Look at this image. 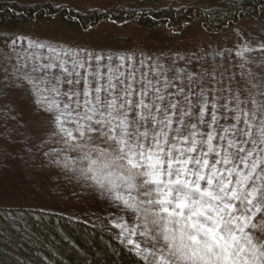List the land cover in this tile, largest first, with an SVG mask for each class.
<instances>
[{
  "label": "snow or ice",
  "instance_id": "obj_1",
  "mask_svg": "<svg viewBox=\"0 0 264 264\" xmlns=\"http://www.w3.org/2000/svg\"><path fill=\"white\" fill-rule=\"evenodd\" d=\"M252 51L264 44L233 67ZM217 56L17 38L0 46V107L24 119L29 151L116 205L143 264H264V91L234 89Z\"/></svg>",
  "mask_w": 264,
  "mask_h": 264
},
{
  "label": "trees",
  "instance_id": "obj_2",
  "mask_svg": "<svg viewBox=\"0 0 264 264\" xmlns=\"http://www.w3.org/2000/svg\"><path fill=\"white\" fill-rule=\"evenodd\" d=\"M114 12H79L54 3L0 0V38L10 39L31 28H67L88 32L102 20H130L150 31L166 28L172 32L196 27L207 35L235 30L237 24L252 20L264 29V0H118ZM32 30V29H31ZM44 167L58 181L53 191L66 195L68 184L42 155ZM76 174H72V182ZM74 178V179H73ZM57 183V182H56ZM71 184V181H70ZM73 187V185L69 186ZM78 197L81 192L74 188ZM0 264H143L142 256L117 236L107 219L91 222L67 213L26 205L0 204Z\"/></svg>",
  "mask_w": 264,
  "mask_h": 264
},
{
  "label": "rangeland",
  "instance_id": "obj_3",
  "mask_svg": "<svg viewBox=\"0 0 264 264\" xmlns=\"http://www.w3.org/2000/svg\"><path fill=\"white\" fill-rule=\"evenodd\" d=\"M20 2L47 1L58 6L73 7L79 12L98 11L111 13L115 11L118 0H17ZM163 3L174 0H162ZM178 3H186L187 0H176ZM105 19L96 28L77 33L67 28H31L28 31H18L15 37L1 39L0 46H10L11 40L19 38L26 44L28 40H44L46 42L59 43L74 48L104 51L106 53H131L139 59L153 60L159 58H183L195 59L205 50L215 54H223V60L216 57L217 64L229 67L236 73L237 80L233 81V88L239 84L247 87L257 98L262 99L260 93L264 91V53L252 51L246 54L251 59L244 69L233 67L243 63L236 56L237 50L242 51L244 45L259 48L264 44V29L252 20H244L237 24L235 30L225 31L220 35H207L196 27L172 32L160 27L145 31L138 28L130 20L109 22ZM243 71L245 79L240 80ZM250 71V75L248 74ZM10 104L0 107V204L12 205L23 203L26 205L40 206L58 210L69 215L86 219L91 222L108 221L114 227L117 236L128 246L125 236L121 235V229L115 227L120 219V210L112 202L107 204L103 198L97 199L92 189L86 185L91 183L82 180L78 174L72 182L71 172L59 166L58 173L68 184L66 195L57 197L54 190L58 181H54V173L44 167L41 153L36 149L29 151L25 137L27 135L24 119L9 112ZM74 179V178H73ZM71 181V184H70ZM57 182V183H56ZM81 192V197L75 193L73 187ZM122 222V221H121ZM131 227V225H128ZM139 242V238H136Z\"/></svg>",
  "mask_w": 264,
  "mask_h": 264
}]
</instances>
